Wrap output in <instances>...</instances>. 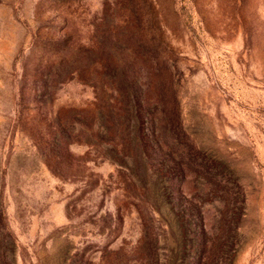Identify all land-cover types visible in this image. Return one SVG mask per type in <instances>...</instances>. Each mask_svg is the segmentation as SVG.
Listing matches in <instances>:
<instances>
[{"label": "rangeland", "instance_id": "obj_1", "mask_svg": "<svg viewBox=\"0 0 264 264\" xmlns=\"http://www.w3.org/2000/svg\"><path fill=\"white\" fill-rule=\"evenodd\" d=\"M0 195L1 264H264V0H0Z\"/></svg>", "mask_w": 264, "mask_h": 264}, {"label": "trees", "instance_id": "obj_2", "mask_svg": "<svg viewBox=\"0 0 264 264\" xmlns=\"http://www.w3.org/2000/svg\"><path fill=\"white\" fill-rule=\"evenodd\" d=\"M103 83L105 84L104 87L107 88V90H109V95H108V108H112V115L113 117H111V123L113 124L114 119L116 118V114H118V112H120V108H122V106H125L126 111L130 114V117H126L125 114L123 115L124 118L128 119L129 121H132L134 126H137V130L135 129V135L140 136L141 133V121L145 120V118L152 122L155 123L156 120H158V117L156 115V105L151 103V100H153V97L150 96L151 98L148 97V95H145V93L142 91H137L136 89L131 88V84L129 83L127 77L125 78H120L118 77H113V80L108 79L107 77L103 78ZM151 95V94H150ZM146 98V99H145ZM155 100V99H154ZM153 104V105H152ZM114 108V109H113ZM163 109L160 107V115L163 116ZM118 120V119H117ZM166 120L165 119H159V122H164ZM104 132L110 131L112 129L111 128H105ZM67 133L64 130H59V136L58 134L56 135V142L58 144L62 143V138H64ZM127 147L129 150L128 154L130 153V151H132L134 148L140 150L141 151H145V148H143V143H142V139L137 138L135 136V138L133 137L131 140H129ZM160 190L156 189V192L159 194ZM2 197L0 195V220L3 219L4 217V208H3V203H2ZM178 224H181L180 229L178 230L179 233V243L183 244L185 238L187 237L188 234V228H187V222L185 220H183L182 222L179 221ZM167 227H169V229H171V231L169 229H167V231L169 232H174L173 231V225H167ZM10 243V246H9ZM140 247H142V244H140L139 246H137V248L140 249ZM204 246H201V249L203 250ZM207 246L205 247V250ZM17 249V245L15 243V239L13 237V234H11V232L9 231V229L5 226V224L0 226V264L3 263L4 260V255H9V253L7 251H10L11 254H15V250ZM143 254L146 253L145 259L142 258V263L141 264H161L160 259L158 257H156V253L153 252V247L148 246V248H144L143 249ZM111 252V251H110ZM109 252V254H110ZM120 253V252H119ZM117 253H112L114 255H116L114 264H123L121 262L122 259L119 258V254ZM217 253V252H216ZM216 253L213 251V254H211L210 252H208V256L206 258V263L207 264H214V257H216ZM7 255V256H8ZM213 256V258H211ZM171 264H177V263H171Z\"/></svg>", "mask_w": 264, "mask_h": 264}]
</instances>
